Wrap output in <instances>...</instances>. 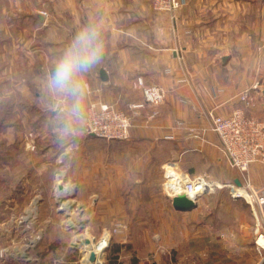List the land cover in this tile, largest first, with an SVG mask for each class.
<instances>
[{
    "label": "rangeland",
    "instance_id": "obj_1",
    "mask_svg": "<svg viewBox=\"0 0 264 264\" xmlns=\"http://www.w3.org/2000/svg\"><path fill=\"white\" fill-rule=\"evenodd\" d=\"M229 1L237 6L238 0ZM260 3V0L252 3L251 11L261 6ZM93 4V0H0V106L2 103L12 106L5 125L0 128V247L8 248L1 264L46 263L53 247L71 241L84 252V259L82 254H75V262L80 264L87 258L83 246H88L81 239L92 238L93 243H98L107 232L111 241L101 257L103 264H264V250L260 253L256 247V219L254 228L249 227L246 232L240 225L251 223L246 214L227 215L224 221L211 220L208 228H204V223H200L204 220L200 218L198 225L203 228L189 237L179 232L172 222L167 223L164 235L159 233L162 226L149 218L157 216V202L163 197L162 184L169 183L165 178L168 168L161 167L163 155L157 148L130 143L110 146L108 142L113 140L96 136L101 141L87 147L81 144L79 148L92 152L81 160L80 185L73 181L70 170L63 168L62 149H67L74 138L72 135L80 131L88 135L84 124L87 108L83 110L82 120L72 119L70 126L64 129V119L58 122L55 119L64 113L60 106L65 98L49 93L45 86L35 82L46 79L42 76L47 70L51 71L62 54L61 42L66 40V35L73 38L83 28L85 11L79 8ZM151 4L153 7V0ZM87 10L92 20L97 18L93 9L87 7ZM155 12L171 21H176L180 13L172 19L168 14ZM255 18L253 13L247 16L248 34L253 32L248 26L253 25ZM159 32L164 34L161 29ZM52 41V49L57 41L59 45L47 55L45 45ZM53 51H57V55ZM89 85L84 83L87 94L91 93ZM37 92L42 94L43 101H37ZM49 94L56 99L46 104L44 98ZM91 94L88 105L106 102L99 93L92 91ZM106 103L123 110L115 103ZM4 111H0V116ZM54 112L57 114L53 115ZM70 146L76 148L74 143ZM96 152L102 153L103 160L117 163L116 171L112 165L102 168L101 172L97 164H94L96 168L87 166L88 162H93ZM111 155L116 158H109ZM131 159L132 167L129 166ZM248 176L252 182V188L247 190L250 198H237L249 201L257 210L254 192L264 186V163L254 164ZM239 177L244 181L240 172ZM59 185L67 186L74 197L61 200ZM168 189L165 192L170 194L183 192L182 188ZM230 191L233 194L226 188V193ZM69 201L75 205L70 207ZM35 207L37 211L30 212ZM75 217L83 221L77 223ZM67 220L68 224L64 222ZM63 227L68 229L65 234L61 233ZM57 229H60L58 233ZM261 229L263 231L264 226ZM241 242L248 244L246 250L241 248ZM115 244L122 245L123 249L118 260L113 261L116 256L110 250ZM73 256L69 255L71 259Z\"/></svg>",
    "mask_w": 264,
    "mask_h": 264
},
{
    "label": "crops",
    "instance_id": "obj_2",
    "mask_svg": "<svg viewBox=\"0 0 264 264\" xmlns=\"http://www.w3.org/2000/svg\"><path fill=\"white\" fill-rule=\"evenodd\" d=\"M253 1L238 0L235 7L232 4L234 2L229 0H186L176 21L169 20L167 16H157L152 0H93L94 4L90 7L79 6V9L85 11L83 27L99 23L104 42L102 57L80 79L83 110L87 108L93 91L94 94L99 93V97L106 99V102L115 103L130 112V104L144 101L142 91L135 86L137 79H143L147 85L160 86L165 91L163 102L158 106L147 105L141 110L140 116L133 118L131 135L126 142L113 140L108 143L110 146L117 143H130L133 146L148 144L153 150L157 148L162 152L160 165L163 169L172 164L190 178L204 177L212 184L213 190L199 197L196 200L198 207L189 212L177 211L173 207L168 198L170 193L165 192L169 191V185L162 184L163 197L157 202L159 212L156 217L151 215L149 218L162 226L159 231L162 235L166 232L167 223L172 222L179 232L189 237L202 227L198 225L200 218L204 220L200 223L208 228L209 222L224 221L227 215L235 216L238 213L250 217L251 223L240 224L245 227V232L255 226L258 211L248 201L234 197L231 191L226 193V188L231 189L228 184H236V179L242 181L239 171L231 166L219 136L211 129V114L229 115L237 108H243L249 117L264 121V0H260L261 6L251 11L250 6L259 2ZM87 7L98 15L96 19H91ZM252 13L256 18L253 25L248 26L249 31L253 30L248 34L247 16ZM160 29L164 34L159 32ZM64 39L61 42L63 51L73 38L67 34ZM58 42L53 49V41L46 43L47 55L56 49ZM53 52L57 55V51ZM224 57H228L227 62L223 61ZM102 69L108 75L107 81L101 78ZM49 73L47 70L45 76H42L45 80L37 79L36 74L34 76L37 79L35 83L45 86L48 92L46 81ZM85 82L91 85L88 86L90 94L86 92ZM245 92L252 97V105L249 107L241 101V95ZM52 97L49 94L44 102L50 104L56 99ZM37 98V101H43L42 94L38 92ZM63 98L65 103L60 108L64 115L57 116L55 121L64 119L70 126L73 118L68 115V110L72 100ZM88 135L82 131L72 135L74 138L70 140L67 149H62L63 168L70 170L73 181L78 185L83 178L79 170L81 160L92 153L85 147L79 149L80 145L87 147L101 141L92 134ZM85 142L87 144H83ZM73 143L75 149L70 146ZM93 159L87 166L96 168L94 164H97L100 172L102 168L111 165L114 171L118 168L114 160L115 165L110 160H103L101 152L93 153ZM83 166H86L85 163ZM129 166H133L132 159L129 160ZM67 190L62 194L66 195ZM239 190L250 197L244 189ZM75 220L77 223L83 221L77 217ZM64 222L68 224L69 220ZM59 231L57 229L56 232ZM67 232V228L61 229L62 234ZM118 241L123 243L122 239ZM240 245L246 250L248 244L241 242ZM85 250L88 252L90 248L86 246ZM48 254H51L49 261L33 264H77L75 254H82L80 256L84 259V252L74 246L72 241L60 247L56 245ZM70 254L75 257L71 259ZM87 260L79 261L80 264H87Z\"/></svg>",
    "mask_w": 264,
    "mask_h": 264
},
{
    "label": "built area",
    "instance_id": "obj_3",
    "mask_svg": "<svg viewBox=\"0 0 264 264\" xmlns=\"http://www.w3.org/2000/svg\"><path fill=\"white\" fill-rule=\"evenodd\" d=\"M185 3L186 0H153V8L155 11L168 14L174 19ZM135 86L142 91L144 101L130 104V114L118 109L113 104L91 102L85 114L84 124L87 133L108 140L129 139L133 118L140 116L141 110L147 105L158 106L165 98L163 88L157 85H147L141 78L137 79ZM241 101L245 102L247 107L252 105V97L248 92L241 95ZM211 123V129L219 136L231 166L243 175L244 181L241 182V186H237L235 183L228 185H230L235 197L246 199L239 188L251 189L252 182L248 176L249 169L254 164L264 163V121L249 117L243 108H237L229 115L211 114ZM174 167L176 171L173 174L166 169L165 176L168 183L182 186L183 192L192 199L198 200L199 197L213 190L212 184L204 177L190 178L180 168ZM254 193L258 208L256 210L258 211L256 213V247L257 251L262 253L264 250V244L261 242L264 241V229L261 231L262 226H264V186ZM250 204L255 209V206ZM98 243H101V240ZM108 248L109 245L103 252ZM7 252L8 248L0 247V261ZM23 255L25 256L24 253Z\"/></svg>",
    "mask_w": 264,
    "mask_h": 264
},
{
    "label": "clouds",
    "instance_id": "obj_4",
    "mask_svg": "<svg viewBox=\"0 0 264 264\" xmlns=\"http://www.w3.org/2000/svg\"><path fill=\"white\" fill-rule=\"evenodd\" d=\"M104 52L102 29L99 23H90L78 31L51 69L46 86L50 93L71 98L68 115L83 118L81 77L100 60ZM68 127V121L63 124Z\"/></svg>",
    "mask_w": 264,
    "mask_h": 264
},
{
    "label": "water",
    "instance_id": "obj_5",
    "mask_svg": "<svg viewBox=\"0 0 264 264\" xmlns=\"http://www.w3.org/2000/svg\"><path fill=\"white\" fill-rule=\"evenodd\" d=\"M227 60H228V57L223 58L224 62H227ZM101 78L105 81L108 80V75L104 69L101 70ZM262 92L264 95V89ZM235 182H236L237 186H241V182L239 179H236ZM59 189H60L61 193H63L64 191L67 190V187L65 185H59ZM67 192H68V194H66V195L62 194V196L59 198L62 200V199H68L69 197H74V195H75L74 193L70 194V191H67ZM168 198L171 200L173 207L177 211L189 212V211H192L198 207V202L196 200L192 199L185 192H178L175 194H169ZM68 204L70 207H73L75 205L74 203H72L70 201L68 202ZM61 211H64V209H61ZM82 227L83 226L81 225L80 229ZM82 242L91 247L90 248L91 251L89 252L87 264H98L99 257H98L97 252L95 251V249L92 247L91 239L83 237ZM73 244H75V243H73ZM85 252H87V251H85Z\"/></svg>",
    "mask_w": 264,
    "mask_h": 264
},
{
    "label": "bare ground",
    "instance_id": "obj_6",
    "mask_svg": "<svg viewBox=\"0 0 264 264\" xmlns=\"http://www.w3.org/2000/svg\"><path fill=\"white\" fill-rule=\"evenodd\" d=\"M167 168H168V172L169 173H174L176 170V168L171 164H168L167 166H166ZM58 183H60V182H58ZM169 186V188L171 189H180V188H182V186H180V185H172L171 183L170 184H168ZM183 189V188H182ZM241 189H244V188H241ZM245 191H247L246 189H244ZM240 191V190H239ZM241 192V194L243 195V196H246V192H244V191H240ZM248 195V194H247ZM247 198V197H246ZM250 198V197H249ZM248 199V198H247ZM37 211V209H36V207L35 208H31L30 209V212H36ZM83 236H85V235H83ZM110 234L107 232L106 233V235L101 239V243H93V241H92V247L95 249V251L97 252V254H98V257H99V260H98V264H103V262L101 261V257H102V254H103V251H104V249L109 245V242H110ZM81 238V237H80ZM92 239V238H91ZM78 240V239H77ZM82 240V239H81ZM263 244H264V241H261ZM84 247V246H83ZM88 248H91L89 245L87 246ZM86 248V247H85ZM88 250V249H87ZM91 251V250H90ZM90 251H88L87 253H86V256H87V258H88V256H89V252Z\"/></svg>",
    "mask_w": 264,
    "mask_h": 264
},
{
    "label": "trees",
    "instance_id": "obj_7",
    "mask_svg": "<svg viewBox=\"0 0 264 264\" xmlns=\"http://www.w3.org/2000/svg\"><path fill=\"white\" fill-rule=\"evenodd\" d=\"M5 109V111H4V113L2 114V116H0V128L2 127V126H4L5 125V123H6V121H7V117L10 115L9 113L11 112V109H12V106L10 105V104H5L4 105V103H2V105L0 106V111L2 112V110H4ZM38 110V109H37ZM0 145H2L1 143H0ZM128 246H125L124 247V249L125 248H127ZM122 249H123V246L122 245H120V244H115L112 248H111V250H110V252H112L113 253V255H115L116 257L113 259V261H116V259L118 260V258H119V256H120V253H121V251H122Z\"/></svg>",
    "mask_w": 264,
    "mask_h": 264
}]
</instances>
